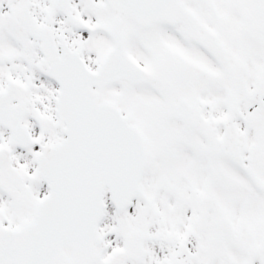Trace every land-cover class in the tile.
<instances>
[{
    "label": "snow or ice",
    "instance_id": "obj_1",
    "mask_svg": "<svg viewBox=\"0 0 264 264\" xmlns=\"http://www.w3.org/2000/svg\"><path fill=\"white\" fill-rule=\"evenodd\" d=\"M0 264H264V0H0Z\"/></svg>",
    "mask_w": 264,
    "mask_h": 264
}]
</instances>
